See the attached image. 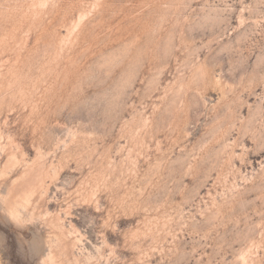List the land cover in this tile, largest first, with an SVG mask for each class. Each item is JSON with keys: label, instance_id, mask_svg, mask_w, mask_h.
<instances>
[{"label": "rangeland", "instance_id": "rangeland-1", "mask_svg": "<svg viewBox=\"0 0 264 264\" xmlns=\"http://www.w3.org/2000/svg\"><path fill=\"white\" fill-rule=\"evenodd\" d=\"M0 264H264V0H0Z\"/></svg>", "mask_w": 264, "mask_h": 264}]
</instances>
